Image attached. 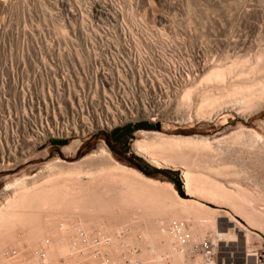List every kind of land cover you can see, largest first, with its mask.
Here are the masks:
<instances>
[{
	"label": "bare ground",
	"instance_id": "6f19581e",
	"mask_svg": "<svg viewBox=\"0 0 264 264\" xmlns=\"http://www.w3.org/2000/svg\"><path fill=\"white\" fill-rule=\"evenodd\" d=\"M162 29H154L158 39L168 40ZM58 32L65 34V29L58 26ZM246 55L204 63L200 73L187 72L178 85H171L172 94L164 86L160 90H165L176 109L184 110L186 119H209L225 108L246 116L264 106V48ZM125 93L122 99L128 103L131 95ZM116 96L105 104L99 102L97 108L92 105L93 110H88L92 119L84 115L88 104L78 100L75 107L70 100L72 121L65 119L70 107L57 102L58 112L52 99V119L40 111L26 122L23 119L30 143L18 147L42 142L49 134L74 135L65 150L75 152L86 129L123 123L125 109L116 106L112 111V105H120ZM242 125L218 139L137 131L141 137L134 140V152L157 167L179 168L184 194L190 198L180 196L172 182L117 161L105 143L80 160L58 159L46 171L8 183L0 199V264H208L201 255L186 256L187 243L180 238L185 234L191 240L208 237L217 252L210 264L221 263L218 240L243 243L253 238L251 229L235 215L250 226L264 228V212L255 206V201L264 203V170H257L264 169V133ZM13 134V141L18 140ZM17 152L15 148L7 160L17 158ZM201 200L227 207L225 217L246 228L245 235L226 234L217 218L219 209Z\"/></svg>",
	"mask_w": 264,
	"mask_h": 264
},
{
	"label": "rangeland",
	"instance_id": "374dc122",
	"mask_svg": "<svg viewBox=\"0 0 264 264\" xmlns=\"http://www.w3.org/2000/svg\"><path fill=\"white\" fill-rule=\"evenodd\" d=\"M58 26L65 34L58 32ZM161 27L168 40L158 39L155 30ZM261 47L264 0H0V162L5 164L0 166V199L6 185L15 179L46 171V166L58 159L80 160L101 143L117 161L146 176L170 182V177L182 179L179 168L157 167L134 152L140 129L218 139L243 124L264 133V106L246 116L225 108L209 119H186L184 110L176 109L163 90L170 92L171 85H178L187 72L200 73L204 63L230 61ZM125 92L131 95L128 103L122 99ZM114 96L120 105L111 104L112 111L120 106L127 112L123 123L86 129L75 152L65 150L74 135L49 134L42 142L18 147L30 143L24 121L39 111L52 119L53 101L59 112L57 102L67 107L71 100L76 107L80 100L88 104L84 115L92 119L93 112L88 113L92 105L97 108L100 105L96 104H105ZM68 107L65 119L72 121L74 106ZM62 114L58 115L61 122ZM12 133L19 139L13 141ZM14 147L19 151L17 158L7 160ZM201 202L219 209L217 218L226 234L245 235L246 228L225 217L227 207ZM255 206L264 212L262 201H255ZM235 216L248 229L264 233V228L250 226ZM225 239L215 245L218 262L243 264V243Z\"/></svg>",
	"mask_w": 264,
	"mask_h": 264
},
{
	"label": "built area",
	"instance_id": "2783aa9c",
	"mask_svg": "<svg viewBox=\"0 0 264 264\" xmlns=\"http://www.w3.org/2000/svg\"><path fill=\"white\" fill-rule=\"evenodd\" d=\"M251 232L253 238L248 241L246 239L243 240V264H264V233L256 229H252ZM180 238L182 243H187L186 256L189 259H193L196 255H201L208 264L216 259V248L208 237L191 240L185 234L180 236ZM158 264H164V262H159Z\"/></svg>",
	"mask_w": 264,
	"mask_h": 264
},
{
	"label": "trees",
	"instance_id": "16d2710c",
	"mask_svg": "<svg viewBox=\"0 0 264 264\" xmlns=\"http://www.w3.org/2000/svg\"><path fill=\"white\" fill-rule=\"evenodd\" d=\"M147 172V171H145ZM170 180L173 182L175 188H176V191L178 192V194L182 197H185L184 193H183V190H182V182L180 181V179L178 177H170Z\"/></svg>",
	"mask_w": 264,
	"mask_h": 264
},
{
	"label": "water",
	"instance_id": "95a60500",
	"mask_svg": "<svg viewBox=\"0 0 264 264\" xmlns=\"http://www.w3.org/2000/svg\"><path fill=\"white\" fill-rule=\"evenodd\" d=\"M179 179H180V177H179ZM180 181H181V179H180ZM182 187V186H181ZM184 193V192H183Z\"/></svg>",
	"mask_w": 264,
	"mask_h": 264
}]
</instances>
